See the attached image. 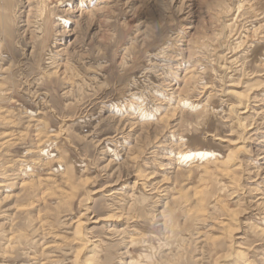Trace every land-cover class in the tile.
<instances>
[{"label":"rangeland","instance_id":"rangeland-1","mask_svg":"<svg viewBox=\"0 0 264 264\" xmlns=\"http://www.w3.org/2000/svg\"><path fill=\"white\" fill-rule=\"evenodd\" d=\"M262 157L264 0H0V264H264Z\"/></svg>","mask_w":264,"mask_h":264},{"label":"bare ground","instance_id":"bare-ground-1","mask_svg":"<svg viewBox=\"0 0 264 264\" xmlns=\"http://www.w3.org/2000/svg\"><path fill=\"white\" fill-rule=\"evenodd\" d=\"M139 35V34H138ZM149 35V34H148ZM146 36V35H145ZM2 52V51H1ZM51 52V51H50ZM229 54V53H228ZM226 66V65H225ZM231 71V70H230ZM5 73V72H4ZM171 74V73H170ZM166 76V75H165ZM172 83V82H171ZM25 84V83H24ZM180 89V88H179ZM206 89V88H205ZM224 94V93H223ZM229 94H230V92H229ZM235 94V93H234ZM228 95V94H227ZM236 95H237V93H236ZM137 96H139V95H137ZM177 96V95H176ZM253 96V95H252ZM224 98V97H223ZM182 99V98H181ZM175 101V100H174ZM246 102H248L247 104L248 105H246L245 106V104H243L244 106L242 107V104H241V107H242V109L243 110H245V111H243L242 113H240L239 115H246L247 114V112H248V109L251 107V99H249V100H245ZM254 104V103H253ZM113 105V104H112ZM237 107H238V105H237ZM235 108V107H234ZM233 108V109H234ZM232 109V108H231ZM251 109V108H250ZM128 113V112H127ZM145 113V112H144ZM236 113V112H235ZM139 116V115H138ZM243 119V118H242ZM242 119H240L239 121H238V123H239V127H241L242 129H243V131H245L246 132V134H248V132L247 131H250L251 129H252V127H248V125H246V123H244V121H242ZM124 122V121H123ZM135 122V121H134ZM253 130V129H252ZM251 130V131H252ZM250 131V132H251ZM244 132V133H245ZM166 134V133H165ZM136 135V134H135ZM252 135V134H251ZM131 137V136H130ZM245 138V137H244ZM220 140V139H219ZM223 140V139H222ZM11 141V140H10ZM241 141H242V139H241ZM252 141V140H251ZM8 142V141H7ZM241 143H243V144H246V143H248V142H246V139H245V142H241ZM255 143V142H254ZM3 144V143H2ZM10 144V143H9ZM239 145V144H238ZM260 145V144H259ZM248 146V145H247ZM2 149V148H1ZM234 150V149H233ZM255 150V149H254ZM235 152L237 153V155L240 153H244L245 154V152L248 154V152H250V150H247V147H245V146H240V147H238L236 150H235ZM254 152V151H253ZM255 152H257V151H255ZM263 152V151H262ZM261 152V153H262ZM232 154V153H231ZM141 155V154H140ZM192 155V154H191ZM243 155V154H242ZM252 155V154H251ZM250 155V156H251ZM198 156V155H197ZM235 156V155H234ZM249 156V155H248ZM247 156V157H248ZM170 157V156H169ZM193 157V156H192ZM180 158V157H179ZM228 158V157H227ZM239 158V157H238ZM263 158V157H262ZM165 159V158H164ZM172 159V158H171ZM229 159L230 160H232L233 162H235V160H233V159H231L230 157H229ZM264 159V158H263ZM183 160H184V158H183ZM191 161V160H190ZM170 162V161H169ZM181 162V161H180ZM241 163V162H240ZM239 163V164H240ZM178 164H180V163H178ZM238 164V163H237ZM166 167V166H165ZM259 172V171H258ZM207 174V173H206ZM259 174H260V172H259ZM203 177V176H202ZM155 178V177H154ZM264 178V177H263ZM251 183V182H250ZM146 184V183H145ZM162 186V185H161ZM160 186V187H161ZM163 187V186H162ZM163 189V188H162ZM156 193V192H155ZM262 193V192H261ZM153 195V194H152ZM155 199V198H154ZM261 199V198H260ZM176 200V199H175ZM261 201V200H260ZM177 202V201H176ZM253 211V210H252ZM240 214V213H239ZM244 216V215H243ZM120 219V218H119ZM164 219V218H163ZM166 219V218H165ZM167 220V219H166ZM120 221H121V219H120ZM164 222V221H163ZM163 222H162V225H163ZM165 222H167V221H165ZM128 223V222H127ZM168 223V222H167ZM166 223V224H167ZM172 223V222H171ZM171 225H173V224H171ZM166 227H168V226H166ZM232 228V227H231ZM167 233V232H166ZM135 235V234H134ZM136 237V236H135ZM136 240V239H135ZM121 243V242H120ZM134 261V260H133ZM129 264V263H128Z\"/></svg>","mask_w":264,"mask_h":264}]
</instances>
